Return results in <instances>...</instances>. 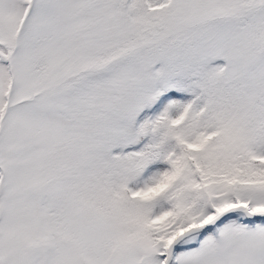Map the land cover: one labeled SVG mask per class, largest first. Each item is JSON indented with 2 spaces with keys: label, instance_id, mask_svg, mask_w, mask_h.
<instances>
[{
  "label": "snow or ice",
  "instance_id": "snow-or-ice-1",
  "mask_svg": "<svg viewBox=\"0 0 264 264\" xmlns=\"http://www.w3.org/2000/svg\"><path fill=\"white\" fill-rule=\"evenodd\" d=\"M0 264H264V0H0Z\"/></svg>",
  "mask_w": 264,
  "mask_h": 264
}]
</instances>
